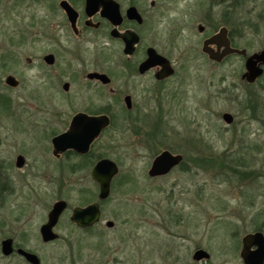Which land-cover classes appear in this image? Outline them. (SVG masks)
Wrapping results in <instances>:
<instances>
[{
  "label": "rangeland",
  "instance_id": "rangeland-1",
  "mask_svg": "<svg viewBox=\"0 0 264 264\" xmlns=\"http://www.w3.org/2000/svg\"><path fill=\"white\" fill-rule=\"evenodd\" d=\"M43 12L42 2L0 0V76L11 73L21 81L18 89L3 88L0 95L11 94L13 110L26 112L23 117L35 131L22 133L23 127L8 116L1 124L5 128L0 127V137L5 129L8 133L6 156L14 163L23 153L29 165L21 172L12 168L15 190L5 199L0 196V217L9 216L6 224L14 231L22 227L19 230L28 235L24 246L37 253L42 264H244L243 237L264 232V78L248 85L242 77L244 59L237 55L232 66L215 69L186 61L171 84L172 97L164 101V115L158 113L157 100L141 99L139 124L148 127L160 120V135L151 144L133 141L132 132L121 127L122 101L104 88L75 84L72 101L49 87L39 101L28 97L42 89L36 78L41 47L30 31L37 29L34 22ZM156 28L167 38L165 17ZM232 37L239 49L264 48V0H232ZM89 57L100 65L98 52ZM29 58L34 64H27ZM118 85L115 77L113 87ZM91 104L94 109L112 107L113 126L94 152L114 160L119 174L102 203L101 222L82 230L71 222L72 210L98 202L99 186L89 166L71 172L62 163L74 157L58 161L52 155L49 134L69 120L71 109ZM226 112L234 117L230 124L223 118ZM163 143L173 152L186 151L187 159L168 174L151 177L152 158ZM59 199L68 202L55 229L60 239L46 244L39 227ZM108 220L114 221L113 227L106 225ZM3 224L0 221V236L7 232ZM198 249L210 258L194 259ZM0 264L26 263L4 257L0 247Z\"/></svg>",
  "mask_w": 264,
  "mask_h": 264
},
{
  "label": "flooded vegetation",
  "instance_id": "flooded-vegetation-1",
  "mask_svg": "<svg viewBox=\"0 0 264 264\" xmlns=\"http://www.w3.org/2000/svg\"><path fill=\"white\" fill-rule=\"evenodd\" d=\"M32 1L42 2L43 6H45V12L34 22L37 29L30 31L31 37L41 47V54L36 57L40 66L36 78L42 85V89L39 94H37L38 90L29 92L28 97L37 98L39 101V99L44 98V93L41 91L49 87L56 91L57 95L63 94V96L68 97L69 101H72V98L75 97L72 95L71 90L75 84L81 83L85 86L92 85L104 88L109 91L112 97L118 95L122 101V109L120 111L123 125L121 127L125 131L132 132L130 136L133 141L141 142L140 140H142L151 144L152 141L157 139V135H160V128L156 127V124H161L160 120L155 119V122L148 127L139 124L142 120L141 108L143 105L141 104V99L142 97H149L155 103L157 100L158 113L164 115V110H162L164 101L172 97L171 84L176 81L175 78L179 74L182 63L197 61L196 63H198L199 67L209 65L215 69L222 65L232 66V56L237 55L244 59L246 72L248 58L264 49L254 52L246 50V55L232 53V47L238 48L232 37V0ZM164 17L167 20V38L156 28L157 24L161 21L163 22ZM91 52L100 54V65L90 60L89 54ZM27 61V64H34L31 58ZM93 64L96 65L95 68L86 71ZM257 67L262 69V74L253 82H249L244 78L243 80L248 85H258L264 78V64L258 62ZM9 76L15 78V83H8L7 79ZM115 77L119 81L117 87H113ZM179 78L181 80V76ZM20 86L21 81L13 74H7L4 78L0 76V92H3V88L7 90L18 89ZM1 97L3 99L0 102V111L4 114L0 115V127H4L1 124L8 116L14 124L23 127L22 133H35L29 127L30 121L23 117V113L26 112L13 110L14 103L11 94L0 95ZM89 106L88 108L71 109L67 116L69 120L63 122V126L59 130H52L49 137L51 136L52 155L58 161L70 156L74 157L65 159L62 165H68L71 172L76 171L77 167L83 170L89 166L91 168L90 176L99 186V183L92 177V169L100 160L108 157L100 153L96 154L94 150L96 144L113 126L114 115L111 105H105L101 109L92 108V104ZM151 108L154 109V106H151ZM79 114L98 118L106 116L109 119V123L102 126L99 133L91 138L89 149L86 152H80L73 147H68L56 153L53 143L54 138L71 132V130H74V126L80 129L79 131L75 130L76 132L82 131V134L85 132L83 129L86 127L87 120L80 119L78 122L76 118ZM58 122L60 123V121ZM38 130L36 128V133L45 135L44 131ZM5 132L0 137V196L3 199L15 190L12 183V168L21 172L29 165L23 153H19L16 156L14 163H12L11 158L6 156L7 150L4 151L3 149L9 146V142L7 141L8 133L6 129ZM79 135L78 140L81 144L85 137ZM165 143L167 144L168 142ZM165 143L162 144L163 150L154 154L152 164L162 152L167 150L175 155L179 154L182 156L180 164L187 159L186 151L173 152L172 148ZM184 143L187 145L186 139ZM109 197L102 201L99 200L101 218L98 223L86 228L77 226L71 220L75 207L70 216L71 222L82 230L93 228L101 222L102 203L107 201ZM60 200L63 199L53 203L47 213L46 221L39 227V237L43 243H53L60 239V234L55 229L68 209V205L52 229L53 233L58 234V237L54 240L46 241L42 234V227L49 221L50 211L53 209L54 204ZM1 203H4V200ZM5 215H7L6 211ZM8 217H0V221L4 222L1 228L7 229V232L2 233L0 236L2 255L6 258L18 257L26 264H36L28 260L20 252V249H23L36 254L39 258L37 264H42L40 256L24 246L26 244L24 236L28 235L19 230L22 227L14 231L12 230L13 227H10L11 223L6 224ZM6 241H9L12 247L9 254L3 253V245Z\"/></svg>",
  "mask_w": 264,
  "mask_h": 264
},
{
  "label": "water",
  "instance_id": "water-1",
  "mask_svg": "<svg viewBox=\"0 0 264 264\" xmlns=\"http://www.w3.org/2000/svg\"><path fill=\"white\" fill-rule=\"evenodd\" d=\"M232 53L246 55V49H239L232 47ZM261 62L264 64V49L260 52L251 55L246 62V72L243 74V78H246L249 82H253L262 74V69L257 67V63ZM94 75V74H93ZM91 75V76H93ZM104 76V75H100ZM15 78L9 76L8 83H15ZM224 120L227 123H231L233 120L232 114L226 112L223 115ZM80 119H86L87 124L82 131L79 133L80 129L74 126V130L67 132L59 137L53 139L55 152L63 151L68 147H73L80 152H86L89 149L91 138L96 136L100 128L109 123V119L105 116L103 118L98 117H88L85 114H79L76 120L79 122ZM90 121V123H89ZM89 123V125H88ZM76 130V131H75ZM81 133V134H80ZM85 137L83 142L80 144L78 140V135ZM79 135V136H80ZM182 161L181 155H175L170 151L162 152L156 160L151 165L149 170L150 176H160L168 174L175 166L179 165ZM119 173V166L117 163L109 158H104L100 160L92 169V177L99 183L100 192L99 200L107 199L111 194V183L113 178ZM67 201L60 200L56 202L53 209L49 213V221L42 227L43 238L48 240H54L58 237V234L53 233L52 229L57 224L60 215L67 208ZM101 218V206L99 201L93 202L87 206L80 207L77 206L73 210L71 220L77 224L79 227H90L98 223ZM108 227L114 226V221L108 220L106 222ZM12 250L9 241L4 242L3 253L9 254ZM20 252L24 254L28 260L34 263L39 262V258L36 254L27 252L20 249ZM241 258L244 264H264V232L255 231L246 234L242 239V250ZM210 258V254L204 249H198L194 254V259L196 260H207Z\"/></svg>",
  "mask_w": 264,
  "mask_h": 264
}]
</instances>
